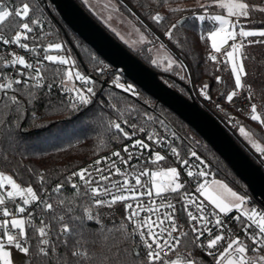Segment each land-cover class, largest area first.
<instances>
[{
  "label": "snow or ice",
  "instance_id": "6c2138e0",
  "mask_svg": "<svg viewBox=\"0 0 264 264\" xmlns=\"http://www.w3.org/2000/svg\"><path fill=\"white\" fill-rule=\"evenodd\" d=\"M84 2L87 4L88 0ZM154 2L159 3L160 0ZM163 2L167 4L168 0ZM214 3L216 0H213ZM210 6L200 5L205 12ZM219 7L227 11V17L222 14L210 17L219 26L208 33L207 39L211 40V47L216 53L221 51L222 44L233 41L229 46L231 50L226 53L225 67L230 64L234 76L233 89L228 93L222 92L221 96L229 104L235 102L234 98L238 100L249 110L252 121L264 125V110L258 111L257 103L253 102L255 95L251 86H246L242 82V77L248 73L244 64L238 62L235 55L245 47L243 38H264V27L252 30L240 27L239 31H236L240 18L253 22L250 19L252 14L264 13V6L250 4L246 0H227L226 3H219ZM104 8L112 12L119 11V8L111 3L105 4ZM41 11L36 0H31V4L24 0H16V4L11 8L0 3V45L15 46L25 53L18 54L13 50L9 53L10 59L4 58L5 66H19L25 70L16 72L20 78L9 79L4 69L0 68V81H3L0 82L2 93L0 103L9 109L7 118H0V132L3 133V141H0V144L7 142L10 145L22 128L24 113L21 112L22 101L18 94L30 81L35 83L28 89L27 95L33 103L46 100V106H54L58 102L70 107L73 112H79L92 105L96 95L93 87L95 81L80 70L78 61L73 58L71 50L63 42L49 43L47 48L43 49L42 56H36L30 62L27 60L26 54L36 53L40 47L36 42L40 38L38 33L44 28V23L38 15ZM170 11L176 13L184 9L171 8ZM233 17L236 18V22L230 19ZM149 18L158 27H165L163 36L174 47L183 51V43L178 36L183 21L186 19L205 21L206 15L194 13L193 17H182L167 26L162 23L166 21V17L159 12L150 15ZM111 19L112 16L109 15L105 22ZM261 23L264 24V21ZM112 30L116 32V29ZM10 32H14V35L7 36L6 33ZM116 34L120 35L119 32ZM221 34L223 35L218 43L217 37ZM151 35L150 43L155 44L159 41V48H166V44L159 36L154 32H151ZM237 35L242 38L241 43H236ZM120 38L123 39V36ZM200 39L204 40L205 37L201 36ZM145 40L146 36L141 33L140 41ZM28 41H31V46ZM247 44H264V39L248 40ZM50 51L64 54H48ZM84 51L93 65V71L103 74L106 67L103 62L88 49ZM207 59L217 62L216 55H209ZM152 63L158 67L166 63L163 68L165 72H171L180 80H189L187 65L179 57L173 58L168 55L159 63L156 59H153ZM215 79L218 84L223 83L220 76H216ZM77 81L81 82L80 87L76 86ZM14 85L17 86L15 89ZM115 86L122 88L124 92L138 95L130 84L123 85L117 82ZM33 89L37 91L43 89L41 96L37 97ZM208 89L207 83L199 89L200 95L205 99H211ZM241 89L245 90L244 95H241L239 91ZM9 90L13 91L10 93ZM57 93L63 95L54 100ZM217 108L223 111L220 104H217ZM31 117L33 119L36 117L35 111L31 113ZM149 119L153 123L159 120L161 125L164 124L159 117ZM108 126L116 130V135L120 139L131 140L137 132L135 123L129 125L131 133L115 121H109ZM235 127L256 152L264 156V146L253 140V133L239 122ZM139 131L145 132V129L140 127ZM154 135L158 134H146L147 140L153 141ZM172 137L173 139L166 142L163 137L156 139L150 156H145L143 152L144 149H149V144L142 139H135L131 145L123 147L124 155L121 151H113L110 156L96 160L95 166L90 165L88 168L72 171L57 181H52L44 172H37L29 167L26 172L33 180L22 187L13 175H5L0 171V264H14L12 249L21 254L22 264H208L202 257L197 260L191 253L186 256L178 255L173 259L162 256L164 249L171 253L180 247L181 238L187 239L189 230L193 235V246L211 257V264H264V213L254 208H245L247 203L245 196L238 195L220 181L205 180L202 183L198 182L195 189L204 197L200 200L192 196L185 183L180 182L181 173L177 167L153 171L148 167L138 168L132 164V161L136 160L141 162V165L150 163L158 167V162L166 160L165 155L156 150L159 146L167 149L168 154L175 158L181 168H186L187 177H207L209 175L207 165L191 144L187 146V154L195 157L199 163H190L181 155L180 144L176 141L183 144L182 137L175 132L172 133ZM0 161L11 163L6 154H0ZM201 165H204V169H201ZM129 168L135 171L134 176L128 171ZM193 168L197 171L194 172ZM113 176L122 179L113 180ZM159 177L167 179L161 181ZM32 183L38 184V190H34ZM50 184L53 186L49 191ZM67 186L72 190L70 197L62 195ZM181 189L184 191L181 192ZM153 190L155 196L160 198L158 207L156 201L152 200ZM168 194H176L182 201L179 209L171 202ZM144 196L149 198L147 202L142 201L141 198ZM117 202H126V220L131 221L134 227L128 230L123 224L107 227L102 223L103 213L92 208L93 203L98 207L112 208ZM7 203L14 204V207L10 209L5 206ZM159 207L165 208L166 211L160 213ZM234 209L238 215L230 219L241 226L244 232L243 239L234 234L226 223V218H229ZM177 211L180 212V217L177 216ZM141 212L147 215L141 217ZM154 212L157 214L155 219L152 217ZM184 216L189 230H185V225L179 222Z\"/></svg>",
  "mask_w": 264,
  "mask_h": 264
},
{
  "label": "trees",
  "instance_id": "16d2710c",
  "mask_svg": "<svg viewBox=\"0 0 264 264\" xmlns=\"http://www.w3.org/2000/svg\"><path fill=\"white\" fill-rule=\"evenodd\" d=\"M76 1L79 3L78 0ZM190 1L194 0H168L167 4L163 0H160L159 3L154 2V0H123V5L138 15L156 35H161L165 31V27H158L156 24H152L153 21L149 18L150 15H154L157 12L163 13L166 21L162 23L165 26L175 23L182 17H193L194 14L184 16L186 10L173 13L169 9L164 13L169 5ZM11 2L16 4V0H11ZM24 2L31 4V0H24ZM246 2L257 6H264V0H246ZM36 3L39 9L42 10L38 15L41 20H44L48 24V28H43V31L38 33L40 38L36 43L40 47L33 54L40 56L38 55V51L44 49L49 43L63 42L78 61L80 70L84 71L85 74H88L95 81L93 86L96 95L92 105L83 108L79 112H73L70 107H65L64 104L58 102L54 106H46V100H39L33 103L27 95L28 89L35 83L34 81H30L28 86L24 87L22 92L18 94L22 101L21 112L24 113V119L21 121L22 128L17 133L14 142L10 145L7 142L0 144V154H6L8 160L11 161V163L0 161V171L13 175V178L22 187L27 186L33 180L31 175L26 172V169L29 167L37 172H44L46 177L52 181L61 180L72 171H78L83 164L107 154L117 145L126 141V138L120 139L117 137L114 128H109V121L118 122L124 128L126 123L128 124L139 119L145 113L151 114L153 110H157L176 129L179 137L183 138L184 148L187 149V146L191 144L192 148L203 154L212 163L215 178L223 180L230 188L245 196L246 200L251 197L246 184L236 176L225 160L199 134L176 114L158 103L137 85L130 82L124 75L112 68L111 65L63 22L49 0H36ZM47 4H49V9L47 8ZM82 7L94 18L90 11L84 6ZM251 20L253 22L249 26L264 27V24L261 23L264 21V13L254 12ZM97 22L118 40L100 21ZM216 27L215 23L207 20L200 22L195 19H186L183 21L178 32L179 39L183 43V51L174 47L170 42L168 45L187 65L189 78L196 86L207 82L210 86L211 97L216 98L219 96L222 102L227 103L222 98L221 93H228L233 89L234 76L231 73L230 65L228 64L227 68L225 67L226 59L221 54L225 51L214 52L210 40L207 39L208 33L215 30ZM6 35L12 36L14 32L6 33ZM201 36H204L205 39L201 40ZM254 39L264 38H243L245 47L241 49L240 56L248 75L242 77V82L246 86H251L258 105V111H262L264 110V44H247L248 40ZM28 42L31 46V41ZM124 46L142 62L160 73L164 78L173 82L175 84L173 87L182 95L192 98L191 92L187 93L189 88L186 86L187 83L181 82L171 72H164L151 64L152 55L148 46L141 47L137 51L128 48L126 45ZM84 49H88L103 62V65L106 66L103 74L93 71V65L89 62V57ZM209 55H216L217 62L207 59ZM5 57L9 59V57L0 54V68L4 69L5 75L9 79L20 78L16 75V72L18 70L23 72V68L19 66L13 68L5 66ZM30 71L28 70V72ZM12 72H14V76H12ZM216 76H220L223 83L218 84L215 79ZM104 80L108 81L107 84L104 83ZM117 82L132 85L138 95H133L132 93L124 92L122 88H117L115 86ZM16 87L14 85L13 89ZM12 91L9 90L10 93ZM33 91L39 97L43 89L40 91L33 89ZM61 95L63 94L57 93V97L53 99L58 100ZM33 111L36 112L34 119L31 117ZM8 115L9 109L5 108L3 103H0V118L6 119ZM239 123L245 126L246 130H250L253 133V137L264 146V125L241 115H239ZM232 135L254 162L263 167L262 163L253 155V152L250 151L251 153H249L247 147H245L243 141L239 138L237 131ZM0 141H3L2 132H0ZM52 186L51 184L48 185L49 191ZM32 187L34 190H38L39 186L36 183H32ZM71 192L70 186H67L62 195L70 197ZM6 205H10V203ZM92 208L94 211L103 213L102 223L107 227L123 224L126 230L130 229L126 215L123 213L121 214V218H119L113 214H108L105 208L96 207L94 203L92 204ZM36 212L38 214L39 210L37 209ZM105 214L110 216L106 218ZM125 235H127V231ZM185 244L187 245V247L183 245L185 256L190 252L197 260L202 257L204 261L211 264V257L195 248L190 236L186 239Z\"/></svg>",
  "mask_w": 264,
  "mask_h": 264
},
{
  "label": "water",
  "instance_id": "95a60500",
  "mask_svg": "<svg viewBox=\"0 0 264 264\" xmlns=\"http://www.w3.org/2000/svg\"><path fill=\"white\" fill-rule=\"evenodd\" d=\"M65 24L116 71L168 108L217 152L264 207V169L234 136L193 98L176 90L160 73L133 55L76 0H49ZM49 9V4H47ZM106 84V83H105ZM187 86V85H186Z\"/></svg>",
  "mask_w": 264,
  "mask_h": 264
},
{
  "label": "built area",
  "instance_id": "2783aa9c",
  "mask_svg": "<svg viewBox=\"0 0 264 264\" xmlns=\"http://www.w3.org/2000/svg\"><path fill=\"white\" fill-rule=\"evenodd\" d=\"M0 3L5 4V6L11 8L15 3L11 2V0H0ZM44 23V28L47 29L48 28V24L42 20ZM242 38H240L237 35L236 38V43H241ZM231 43H233V41H228L227 44H222L221 45V51H227L230 49V45ZM47 48V46L44 47V49ZM15 50L18 54H25L23 52V50H20L18 48H16L15 46H3L0 45V54L3 56H7L9 57V59L11 58L9 53L11 51ZM43 53V49H40L38 51V55L42 56ZM26 58L27 60L30 62L32 60H34L36 58V55L31 53V54H26ZM10 68H13V66H10ZM23 72L25 71L24 69H22ZM88 75V74H86ZM12 76H14V72H12ZM104 83H107L106 80H104ZM205 84V83H204ZM208 84V83H207ZM209 85V84H208ZM76 86L80 87L81 86V82L77 81L76 82ZM189 89L192 95V98L194 100H196L199 105L204 108L205 110H207L208 112H210L213 116H215V118H217V120L227 129L228 132H230L231 134L236 133V127L235 125L237 124V122H239V115L246 117V118H250V112L248 109H245L244 105L240 104L238 100H235L234 98V103L233 104H229V103H224L221 101L220 97H216V98H212L211 99H205L202 95H200L199 93V89L196 88V86L193 83L189 84ZM86 87V86H84ZM94 87V86H93ZM241 95L245 94V90L241 89L239 90ZM209 95L211 96L210 93V86L208 89ZM256 103V99H254V101ZM217 104H220L221 107L223 108V111L217 108ZM149 117H159V119L164 121V124L161 125L159 123V120H157L155 123L152 122V120L149 119ZM130 123H135L137 126V132L136 135L134 137H132L131 140L126 138V141L122 144L117 145L113 150H111L110 152H108L107 154L92 159L90 161H88L87 163L83 164L81 168H88L90 165L95 166V161L98 159H101L102 157H106V156H110L111 153L113 151H121L125 145H131L135 139H142L144 140L145 143L149 144V149H144L143 152L145 154V156H150L151 155V148L154 146V141L156 139H159L160 137H163L165 142L173 139L172 137V133L175 132L178 134V132L176 131V129L171 125V123L165 118V116H163L162 114L158 113L157 110H153L151 112V114H145L142 117H140L139 119L129 122L128 124L126 123V125L124 126L125 130L128 131L129 133H131L132 129L129 126ZM143 127L145 129V132H140L139 128ZM153 133H157L158 135H154L153 136V141H149L146 138V134H153ZM179 136V134H178ZM177 144H180V148H181V155L188 159L190 161V163H199V161H196L195 157H191L187 154V149L184 148L183 144H181L180 141H176ZM194 149V148H193ZM157 151H160L161 155H165L166 160L165 161H161L158 162V167L157 165H152L150 163H145L143 165H141V162L133 160L132 164L137 165V167H148L150 170L156 171V170H166L169 167H177L178 171L181 173L180 175V182L185 183L187 190L192 194V196L194 197H198L200 200H203V198L199 195V193H197L195 191L198 182L202 183L205 180L208 181H212L213 179H215L214 177V173H213V165L212 163L201 153H199L196 149L197 155L200 157L201 160H204L205 165H207L206 170L208 171L209 175L207 177H203V178H197V177H187L186 175V168H181L180 165L175 161V158L171 157L168 154L167 149H164L162 147H156ZM122 155H124V153L122 152ZM113 159H115V157H112ZM103 167V165H101ZM78 169V170H79ZM201 169H204V165H201ZM194 172L197 171V169L193 168L192 169ZM128 171L130 173H132V175H135V171L131 168L128 169ZM93 175L95 176L96 174L93 173ZM75 179V178H74ZM113 180L116 179H122V177H116L113 176L112 177ZM159 180L163 181L166 180L167 178L165 177H159ZM184 189H181V192H183ZM171 198V202L173 204L176 205L177 209L180 208L182 201L179 200V198L176 196V194H168ZM142 201L147 202L148 201V197L144 196L141 198ZM152 200L156 201V205L157 207L160 204V198L156 197L154 194V190H153V196H152ZM207 203V201H205ZM119 204H123L125 206L126 202H117ZM165 203H167V201H165ZM247 203L250 206L251 209H257L258 211H260L261 213H264V207L261 206L256 199H254L252 196L250 198L247 199ZM12 204V203H10ZM14 205V204H13ZM31 207V206H30ZM160 213H163L164 211H166L165 208L163 207H159L158 208ZM170 211V209L168 210ZM218 211V210H217ZM26 215V214H25ZM125 215H127L126 210H125ZM141 217L147 215L145 212H141ZM156 213L154 212L152 214L153 219L156 218ZM222 216L224 214H221ZM238 215L237 211H233L232 213L229 214V218H226V223L228 224V226L230 228H232L234 234L240 236L242 239L244 238V232L241 230V226H239L234 220L230 219V217ZM177 216L180 217V212L177 211ZM129 224V227L132 228L134 227V225L132 224L131 221H127ZM180 223H183L185 225V230H189L188 229V224H187V219L186 216L181 217L179 220ZM189 236L191 237V240H193V235L190 233L189 230ZM206 238V237H205ZM204 239V238H202ZM181 246L178 247L174 252H169L168 249H164V251L162 252V256L168 258V259H173L176 258L178 255L180 256H185L184 252L185 249L183 248V245H185L186 239L185 238H181ZM199 250V249H198ZM201 251V250H199ZM190 253V252H189ZM188 254V253H187Z\"/></svg>",
  "mask_w": 264,
  "mask_h": 264
},
{
  "label": "rangeland",
  "instance_id": "374dc122",
  "mask_svg": "<svg viewBox=\"0 0 264 264\" xmlns=\"http://www.w3.org/2000/svg\"><path fill=\"white\" fill-rule=\"evenodd\" d=\"M78 1H79L81 6H84L88 11H90V13L93 15V17L96 21H100L106 28H108L109 31H111L115 35V37L122 44L126 45L128 48H130L134 51H137L141 47L148 46V49L152 55V58L150 60L151 64L153 66L157 67L158 69L164 71L163 68L166 66V63L158 67L157 65H154L152 63L153 59H156L159 63L161 60H163V58L165 56L171 55V56H173V58L179 57V59L182 60L181 57L179 55H177L174 51H172V49L169 47V45H168L169 41L167 40L166 37L163 36V33L161 35H157V36L160 37V40L164 41V43L166 44V48L160 49L159 48V41H157L155 44L149 42L152 40L151 32H153V31L149 28L148 25H146L144 23V21L138 15L133 13L131 10L129 11V9H127V7H125L123 5V3H124L123 0H88L87 4L84 2V0H78ZM226 2H227V0H216V3L213 4V0H194V1L185 2V3H181V4L169 5L165 9L164 13L171 8H182V9L186 10L184 13V16H188V15L194 14V13L196 15L204 14V15H206L205 20L215 23L218 27L219 25L215 21H213L210 17L212 15H218V14H222L225 17H227V11L225 9H221L219 7V3H226ZM108 3L116 5L119 8V11L118 12H112L110 9L104 8V5L108 4ZM201 4H206V5H211V6L208 8L207 12H205L203 9H201V7H200ZM159 13L161 15H164L161 12H159ZM109 15L112 16V19L106 23L105 20L107 19V17ZM230 19L232 20V22H236L235 17L230 18ZM200 22H202V21H200ZM152 24H156V23H154V21H153ZM249 24H251V22H249L248 20H245L244 18H240L239 23L237 24V27H236V31L238 32L240 27H244L245 30L259 29L258 27H254L252 25L249 26ZM113 28L116 29V32L120 33L119 36L116 34V32H114L112 30ZM137 29H139V31H137ZM141 33H143L146 36V40L144 42L140 41ZM222 35L223 34H221L220 36L217 37L218 43L220 42ZM121 36H123V39L120 38ZM249 38L250 37L244 38V39H249ZM210 43H211V40H210ZM230 50H231V48L229 50L221 53L223 55L224 59H226V53ZM213 51H214V49H213ZM240 52L235 54L238 58V62H241ZM49 54L56 55V54H64V53H57L55 51V52H50ZM230 67H231V65H230ZM187 75L189 77L188 71H187ZM176 77H178V76H176ZM165 79L172 85L173 82L169 81L167 78H165ZM106 82H108V81H106ZM181 82L187 83L188 87H190L189 86L190 83H193L190 80V78H189V80H181ZM205 83H207V82H205ZM123 85H126V84H123ZM194 85L196 86V84H194ZM202 85L196 86V88L199 89ZM69 86H71V82H69ZM149 104H150V106H152L151 103H149ZM236 129H237V127H236ZM236 131H237L239 138L243 141L245 147H247V150L249 151V153L253 152V155L258 159L259 162L262 163V165L264 167V156H262L260 153L256 152V150L252 147V145L248 142V140H246L244 137H242L239 134L238 129ZM253 140L256 141L257 143L261 144L254 137H253ZM261 146H263V145L261 144ZM5 175H9V174H5ZM213 180L220 181L221 183L225 184V182L221 179L215 178ZM219 190L222 192L224 191L223 189H219ZM232 190L235 191L234 189H232ZM235 192H237V191H235ZM237 194L242 195L239 192H237ZM202 198L204 199V197H202ZM17 202H19V200ZM5 206L9 207L10 209L14 207L13 204L5 205ZM96 207H98V206H96ZM99 208H105V211L108 214H113L115 217L121 218L122 213L125 215V206L123 204L117 203L112 208H108L107 206H102ZM245 208L251 209L250 206L248 205V203L245 204ZM104 216L106 218H108L110 215L105 214ZM12 253H13L14 264H22L21 254L18 253L15 249H12Z\"/></svg>",
  "mask_w": 264,
  "mask_h": 264
},
{
  "label": "flooded vegetation",
  "instance_id": "af4514ba",
  "mask_svg": "<svg viewBox=\"0 0 264 264\" xmlns=\"http://www.w3.org/2000/svg\"><path fill=\"white\" fill-rule=\"evenodd\" d=\"M189 92H190V89L188 88V92L187 93L189 94Z\"/></svg>",
  "mask_w": 264,
  "mask_h": 264
},
{
  "label": "crops",
  "instance_id": "0c3cea01",
  "mask_svg": "<svg viewBox=\"0 0 264 264\" xmlns=\"http://www.w3.org/2000/svg\"><path fill=\"white\" fill-rule=\"evenodd\" d=\"M226 184V183H225ZM227 185V184H226ZM228 186V185H227ZM229 187V186H228ZM234 211H236V210H234Z\"/></svg>",
  "mask_w": 264,
  "mask_h": 264
}]
</instances>
